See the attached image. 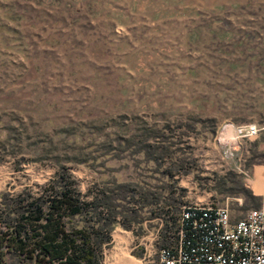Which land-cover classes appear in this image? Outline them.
I'll return each mask as SVG.
<instances>
[{"label":"rangeland","instance_id":"374dc122","mask_svg":"<svg viewBox=\"0 0 264 264\" xmlns=\"http://www.w3.org/2000/svg\"><path fill=\"white\" fill-rule=\"evenodd\" d=\"M61 166L145 194L102 264H148L183 207H264V0H0V218Z\"/></svg>","mask_w":264,"mask_h":264},{"label":"trees","instance_id":"16d2710c","mask_svg":"<svg viewBox=\"0 0 264 264\" xmlns=\"http://www.w3.org/2000/svg\"><path fill=\"white\" fill-rule=\"evenodd\" d=\"M149 147L144 144L139 152L146 154ZM123 189H95L87 199L75 189L68 168L61 166L38 195L11 200L13 210L0 218V264H102L103 248L111 242L118 216L131 212L136 218V203L145 195ZM127 196L131 209L120 205ZM150 198L155 207L159 196L152 193ZM159 211L161 216L169 212ZM169 220L175 226L174 218ZM190 225L184 222L185 230H191Z\"/></svg>","mask_w":264,"mask_h":264},{"label":"built area","instance_id":"2783aa9c","mask_svg":"<svg viewBox=\"0 0 264 264\" xmlns=\"http://www.w3.org/2000/svg\"><path fill=\"white\" fill-rule=\"evenodd\" d=\"M260 131L255 124L240 125L231 140L256 139ZM174 221L168 243L145 251L148 264H264V207L233 221L226 205L195 204ZM186 221L191 230H185Z\"/></svg>","mask_w":264,"mask_h":264},{"label":"bare ground","instance_id":"6f19581e","mask_svg":"<svg viewBox=\"0 0 264 264\" xmlns=\"http://www.w3.org/2000/svg\"><path fill=\"white\" fill-rule=\"evenodd\" d=\"M121 240V239H120ZM122 241V240H121ZM120 261V260H119ZM121 261L126 264H136L135 261L127 256L121 257ZM114 263V262H113ZM112 264V263H109ZM116 264V263H115Z\"/></svg>","mask_w":264,"mask_h":264},{"label":"crops","instance_id":"0c3cea01","mask_svg":"<svg viewBox=\"0 0 264 264\" xmlns=\"http://www.w3.org/2000/svg\"><path fill=\"white\" fill-rule=\"evenodd\" d=\"M234 133H235V130H234V128H232L229 134H231V136H233Z\"/></svg>","mask_w":264,"mask_h":264}]
</instances>
